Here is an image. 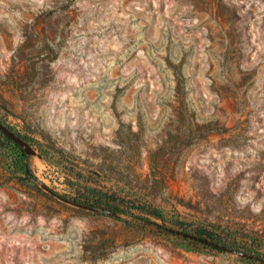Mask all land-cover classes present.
Wrapping results in <instances>:
<instances>
[{
    "label": "rangeland",
    "instance_id": "obj_1",
    "mask_svg": "<svg viewBox=\"0 0 264 264\" xmlns=\"http://www.w3.org/2000/svg\"><path fill=\"white\" fill-rule=\"evenodd\" d=\"M0 120V264H264L136 217L264 257V0H0Z\"/></svg>",
    "mask_w": 264,
    "mask_h": 264
},
{
    "label": "trees",
    "instance_id": "obj_2",
    "mask_svg": "<svg viewBox=\"0 0 264 264\" xmlns=\"http://www.w3.org/2000/svg\"><path fill=\"white\" fill-rule=\"evenodd\" d=\"M0 131L10 141L14 142L21 149L22 155L26 159L23 168H24L25 172L28 174V177L31 179H34V180H38V177H37L36 173L33 171L32 167L30 165V162L28 160L30 157V154L27 153L18 143H16L13 139H11L1 129H0ZM69 200L76 203V204H80L82 206L102 210V211L109 212L112 214H122V213L134 214L133 210L134 209L136 210V208H135L136 205L133 202H130V201L125 200V199H117V198L112 197V196H107L103 193H97L95 190H92L90 188H85L82 191L78 190L75 195H71L69 197ZM152 212L153 213H151V214L153 216H156L157 219L152 218L151 216L143 215V214H137L136 217L142 219L144 223L155 224L159 228H162L164 230H167V231H170L173 233L185 235L187 237H191L192 239L197 240V241H202V240L194 237L193 235L205 237L201 234L193 233L187 227L176 228V227H172L171 225H169L166 222L159 221L158 218H164V215L158 208L152 209ZM164 220H165V218H164ZM208 239L217 243L218 245H215V243H208L210 245L216 246L217 248L225 249V248H222V246H225L226 249L239 251L243 254H246L248 256H251V257H254V258H257L259 260L264 261V257L262 255H260V253L252 254L248 251H245L247 248L242 246L240 241H238V239H236V238L230 239V240H224V239L218 238L212 234L211 237ZM205 243H207V242H205Z\"/></svg>",
    "mask_w": 264,
    "mask_h": 264
},
{
    "label": "water",
    "instance_id": "obj_3",
    "mask_svg": "<svg viewBox=\"0 0 264 264\" xmlns=\"http://www.w3.org/2000/svg\"><path fill=\"white\" fill-rule=\"evenodd\" d=\"M0 129L5 134H7L11 139H13L16 143H18L27 153L29 154L36 153V148L29 141H27L22 136L17 134L14 130H12L10 127L4 124L1 120H0ZM193 236L207 243H215L206 237H200L198 235H193ZM215 245H218V244L215 243ZM222 248L226 249L225 246H222Z\"/></svg>",
    "mask_w": 264,
    "mask_h": 264
}]
</instances>
